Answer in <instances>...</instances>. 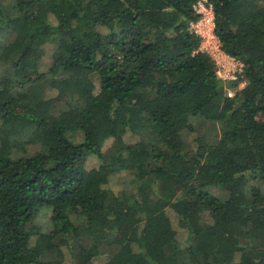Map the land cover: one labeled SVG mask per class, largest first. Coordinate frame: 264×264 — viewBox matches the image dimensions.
Wrapping results in <instances>:
<instances>
[{
  "label": "trees",
  "instance_id": "trees-1",
  "mask_svg": "<svg viewBox=\"0 0 264 264\" xmlns=\"http://www.w3.org/2000/svg\"><path fill=\"white\" fill-rule=\"evenodd\" d=\"M198 1L0 0V264H264V0H206L225 83Z\"/></svg>",
  "mask_w": 264,
  "mask_h": 264
},
{
  "label": "built area",
  "instance_id": "built-area-1",
  "mask_svg": "<svg viewBox=\"0 0 264 264\" xmlns=\"http://www.w3.org/2000/svg\"><path fill=\"white\" fill-rule=\"evenodd\" d=\"M198 19L188 24L189 32L199 38L197 51L209 56L214 65V75L221 82L237 81L241 77L242 65L233 58L223 54L213 32V14L206 0H199L192 7ZM245 81L238 83L235 89H226L227 98H232L238 86L245 85Z\"/></svg>",
  "mask_w": 264,
  "mask_h": 264
},
{
  "label": "rangeland",
  "instance_id": "rangeland-1",
  "mask_svg": "<svg viewBox=\"0 0 264 264\" xmlns=\"http://www.w3.org/2000/svg\"><path fill=\"white\" fill-rule=\"evenodd\" d=\"M48 52H49V49H44L43 54L41 55V58L38 61L39 64H38L37 70H39V71L45 70V68L48 64L47 57H46ZM243 86H238V88L239 87L242 88ZM45 93H46V101L44 102V105H46V106L47 105L52 106V105H55L57 103H64V104L70 103L69 98L65 94H63L58 88H53L51 90L46 89ZM185 137H186V134L184 133V134H182L180 140L185 141ZM123 141H124V143L133 145L136 143V138L133 137L132 135L127 134L123 137ZM109 143H110V141H107L104 144V148H106ZM95 164H96L95 160L93 158L89 157L83 162H78L77 166L82 170L88 171V170L94 168ZM117 177L118 176L110 178L108 180L107 185L104 187L106 189H110L113 192L117 191L119 189L118 186L116 185ZM222 200H224V198ZM163 214H164L166 221L168 222L170 228H172V226L175 225L174 221H173L174 220V214H173L172 209L169 207L166 208L164 210ZM46 222H47V217L44 216L43 214H40L36 220L37 224L46 223ZM178 238L179 239L182 238L181 233L178 234ZM131 246H133V245H130V247ZM131 249H134V248H131ZM65 262H66V264H70V257L68 255H65ZM92 264H102V262L100 261V259H94Z\"/></svg>",
  "mask_w": 264,
  "mask_h": 264
}]
</instances>
